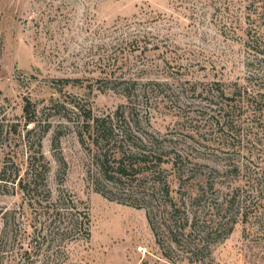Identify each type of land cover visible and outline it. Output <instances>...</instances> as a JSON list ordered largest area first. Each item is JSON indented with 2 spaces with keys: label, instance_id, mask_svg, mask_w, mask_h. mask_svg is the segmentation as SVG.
I'll use <instances>...</instances> for the list:
<instances>
[{
  "label": "rangeland",
  "instance_id": "374dc122",
  "mask_svg": "<svg viewBox=\"0 0 264 264\" xmlns=\"http://www.w3.org/2000/svg\"><path fill=\"white\" fill-rule=\"evenodd\" d=\"M260 94L264 0H0V264H264V107L248 102ZM102 146L166 162L107 181ZM238 185L232 230L196 245L161 233L160 247L128 204L153 203L160 223L172 196L198 238ZM69 210L88 214V238L64 233Z\"/></svg>",
  "mask_w": 264,
  "mask_h": 264
},
{
  "label": "trees",
  "instance_id": "16d2710c",
  "mask_svg": "<svg viewBox=\"0 0 264 264\" xmlns=\"http://www.w3.org/2000/svg\"><path fill=\"white\" fill-rule=\"evenodd\" d=\"M245 91V90H244ZM239 96L242 94L240 89L238 91ZM218 95L223 96L224 93L219 92ZM233 95L226 96V99H232ZM248 102L250 104L254 105L256 108L263 109L264 107V99L263 95L260 94L259 98L256 96H249ZM29 103L27 102L23 106V110L25 113H28ZM34 121L33 117L27 116L26 122L31 123ZM105 119L95 117L93 118V129L95 132H97L101 138L103 139H110L111 137V127L108 125H105ZM106 146L101 147L100 156L103 158L102 166L104 167V173L106 174L105 179L107 181L112 182H118L121 181L123 178H136L137 175L142 174L143 171H147L152 173L153 175L156 173L157 169H160L161 165L166 162L165 159H163V152L158 151L157 149H150L149 152H139L138 150H124L117 148L113 151L111 155V160L107 158V154L105 150ZM231 165V164H230ZM227 166V171H231L234 168L233 173H238V166ZM214 171L219 173L218 169H213ZM36 171V168L34 169ZM160 182L162 189L164 190V195L168 196L170 195L171 190L169 189L168 182L165 181V179L157 180ZM214 183L210 182L209 187H212ZM159 187V186H158ZM241 187L235 186L232 187L229 191L224 193V197L221 198V200L218 201L217 208H216V219H213L212 221H209V224L207 222L201 223L202 229L198 231V233H201V235L197 238V234L193 236L192 238V232L197 230V219L195 218V215H191L189 213L183 212V216H180L179 213H176L178 211V207L180 205H183L182 202L180 204H177L172 200V196L168 197L167 202V215L168 217L166 219H163L162 222L158 223L155 220L156 214L154 213V206L153 203L147 202H132L128 203L129 205L135 206V207H142L145 209L146 218L148 220V223L150 225V228L152 230V233L154 235L156 243L162 247L163 241L161 239L160 234L164 233V237L168 239L169 242L172 244H179L181 241H188V243H194L195 245L200 240H206L208 237H210L211 233L216 232L218 229L223 228L225 230L223 235H226L232 230L233 224L235 223V216L244 208L246 207V199L241 198ZM96 191L100 192L103 196L110 198L107 196L102 190L96 188ZM206 193V190H205ZM153 193H151L152 195ZM204 194L203 188L201 190H197L196 193L193 194V199L201 197V195ZM153 198H151L152 200ZM246 205V206H245ZM70 211V219L71 221H68L65 225V228H63L64 233H70L69 235L75 237H83L88 238L90 236V230H89V217L86 212L82 213V218H79L77 215L73 217V212ZM219 212H222V215L219 216ZM230 213L234 215V217L230 218ZM158 224H162L163 227L160 228ZM160 228V231H159ZM223 235L221 237H223ZM219 238H216L215 240H218Z\"/></svg>",
  "mask_w": 264,
  "mask_h": 264
}]
</instances>
